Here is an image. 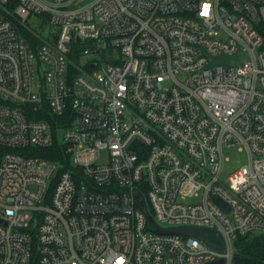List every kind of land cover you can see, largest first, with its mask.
<instances>
[{
	"label": "built area",
	"instance_id": "1",
	"mask_svg": "<svg viewBox=\"0 0 264 264\" xmlns=\"http://www.w3.org/2000/svg\"><path fill=\"white\" fill-rule=\"evenodd\" d=\"M202 2L0 0V264H257L234 254L264 231V0Z\"/></svg>",
	"mask_w": 264,
	"mask_h": 264
},
{
	"label": "water",
	"instance_id": "2",
	"mask_svg": "<svg viewBox=\"0 0 264 264\" xmlns=\"http://www.w3.org/2000/svg\"><path fill=\"white\" fill-rule=\"evenodd\" d=\"M246 59H248L247 53L240 48L238 53H236L233 56L219 55L216 57H212L211 64L219 63L225 65H240ZM215 200L218 203H220L222 206H224L226 210L229 209L221 198L215 197ZM146 213L148 215L149 222L155 225V229L158 232H167V233H176V234L194 236L203 240L211 247L216 248L220 251H223L225 249L224 238L222 234L216 229L206 228L202 226H189V225L162 227L155 222L154 218L147 210ZM208 233H210L211 235H209ZM223 262H224V258H220L217 261H214L210 264H222Z\"/></svg>",
	"mask_w": 264,
	"mask_h": 264
},
{
	"label": "trees",
	"instance_id": "3",
	"mask_svg": "<svg viewBox=\"0 0 264 264\" xmlns=\"http://www.w3.org/2000/svg\"><path fill=\"white\" fill-rule=\"evenodd\" d=\"M41 153L54 160L68 158L65 147L60 142H56L50 148L41 149ZM65 162V161H64ZM67 165L64 166L66 168ZM235 261H250L257 264H264V231H251L244 235H239L235 240Z\"/></svg>",
	"mask_w": 264,
	"mask_h": 264
},
{
	"label": "rangeland",
	"instance_id": "4",
	"mask_svg": "<svg viewBox=\"0 0 264 264\" xmlns=\"http://www.w3.org/2000/svg\"><path fill=\"white\" fill-rule=\"evenodd\" d=\"M103 157H107V152L103 150ZM224 176L231 174L234 170L248 164L249 158L246 148L232 147L225 150ZM196 199V198H195Z\"/></svg>",
	"mask_w": 264,
	"mask_h": 264
},
{
	"label": "clouds",
	"instance_id": "5",
	"mask_svg": "<svg viewBox=\"0 0 264 264\" xmlns=\"http://www.w3.org/2000/svg\"><path fill=\"white\" fill-rule=\"evenodd\" d=\"M199 15L205 22H208L210 19H212L213 4L211 0H203Z\"/></svg>",
	"mask_w": 264,
	"mask_h": 264
}]
</instances>
